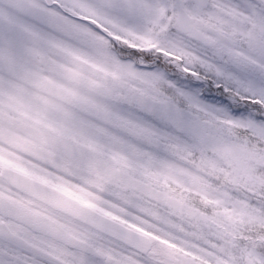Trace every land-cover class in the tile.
<instances>
[{"label": "snow or ice", "instance_id": "obj_1", "mask_svg": "<svg viewBox=\"0 0 264 264\" xmlns=\"http://www.w3.org/2000/svg\"><path fill=\"white\" fill-rule=\"evenodd\" d=\"M0 264H264V0H0Z\"/></svg>", "mask_w": 264, "mask_h": 264}]
</instances>
